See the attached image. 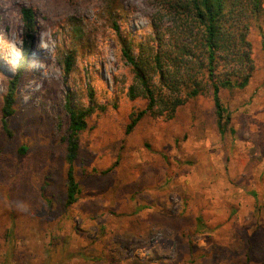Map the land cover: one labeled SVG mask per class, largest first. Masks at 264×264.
Wrapping results in <instances>:
<instances>
[{
    "label": "rangeland",
    "instance_id": "374dc122",
    "mask_svg": "<svg viewBox=\"0 0 264 264\" xmlns=\"http://www.w3.org/2000/svg\"><path fill=\"white\" fill-rule=\"evenodd\" d=\"M157 11L152 0H0V52L15 53L0 61V264H264V16L249 33L248 86L221 93L235 133L218 132L208 98L128 131L145 100L130 92L123 44L137 54ZM26 45L9 134L4 97ZM68 101L93 108L71 206Z\"/></svg>",
    "mask_w": 264,
    "mask_h": 264
},
{
    "label": "trees",
    "instance_id": "16d2710c",
    "mask_svg": "<svg viewBox=\"0 0 264 264\" xmlns=\"http://www.w3.org/2000/svg\"><path fill=\"white\" fill-rule=\"evenodd\" d=\"M158 11L150 17L152 39L137 41L138 53L123 44V54L132 66L135 83L130 92L145 100L134 112L128 131L146 115L174 120L197 100L212 101L213 122L224 136L235 133L232 114L222 100L226 89L248 86L256 69L249 39L251 26L264 16V0H152ZM29 28L35 23L31 7L22 9ZM159 20L161 22H159ZM134 42V40H131ZM155 42V43H153ZM26 45L4 97L3 126L11 134L8 118L15 113L13 91L30 55ZM71 63L68 62V66ZM66 205L75 204L82 192L75 171L81 133L88 127L92 107L68 101ZM26 151V147H21ZM201 219V218H200ZM181 225V224H180Z\"/></svg>",
    "mask_w": 264,
    "mask_h": 264
},
{
    "label": "bare ground",
    "instance_id": "6f19581e",
    "mask_svg": "<svg viewBox=\"0 0 264 264\" xmlns=\"http://www.w3.org/2000/svg\"><path fill=\"white\" fill-rule=\"evenodd\" d=\"M37 40H38V36H37V38H36ZM42 42V41H41ZM43 44V43H42ZM41 44V45H42ZM42 48H43V50L45 49V47H43L42 46ZM13 57H15V53H14V51H13V49H9V48H4V52L2 53V52H0V61H2V59H3V62H2V64H3V66H8V65H10L11 63H12V58ZM52 78V77H51ZM54 78V77H53ZM55 79V78H54ZM56 80V79H55ZM56 95H57V93H56ZM56 98V97H55Z\"/></svg>",
    "mask_w": 264,
    "mask_h": 264
}]
</instances>
